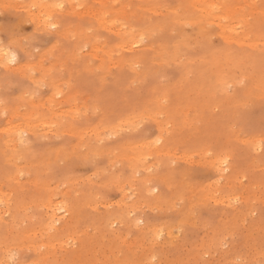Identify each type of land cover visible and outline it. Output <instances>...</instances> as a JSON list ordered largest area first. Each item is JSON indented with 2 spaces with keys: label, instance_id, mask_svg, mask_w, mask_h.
I'll return each mask as SVG.
<instances>
[{
  "label": "rangeland",
  "instance_id": "obj_1",
  "mask_svg": "<svg viewBox=\"0 0 264 264\" xmlns=\"http://www.w3.org/2000/svg\"><path fill=\"white\" fill-rule=\"evenodd\" d=\"M36 1L0 2V47L22 65L0 66V264H264V45L237 49L250 80L221 95L215 74L233 66L220 29L205 18L193 37L199 22L168 15L193 20L195 0ZM42 4L58 32L36 23ZM8 123L25 131L6 145Z\"/></svg>",
  "mask_w": 264,
  "mask_h": 264
},
{
  "label": "bare ground",
  "instance_id": "obj_2",
  "mask_svg": "<svg viewBox=\"0 0 264 264\" xmlns=\"http://www.w3.org/2000/svg\"><path fill=\"white\" fill-rule=\"evenodd\" d=\"M3 1L4 0H0V2H3ZM184 1H186V0H182L183 3H185ZM195 1H196V3H194L190 7L193 10L190 9L189 11L191 12V11H194V10L198 9L199 10V13L196 14V16L194 17L193 20H192L193 17L186 16V15L184 17H182L181 20H179V19L176 18V14L175 13H168V15L172 19H175V20H178V21H182L184 23L187 22L189 24L190 23L193 24V22H195V21L196 22H199L200 24H198L196 22L195 23L198 24V25H200V27L193 26L194 27V30L192 31L193 37H196V36H201L203 38L205 37L206 31L201 26L204 23V19L205 18L207 19V23H209L211 25H214V26H217L220 29V34H221L222 38L224 39V43H225L224 45L227 47V49H226L227 53H226V57H225L226 64H227V66H233V69L230 72H227V71L224 72L223 71V72H217L215 74V76H216L215 81L217 83H219L220 86H222L221 89L217 88V90L220 91L219 92L220 94L221 93L223 94V92H224V90H223L224 85L229 84V83H233V82L236 81V79H238L239 77L242 76L241 75V76H239L237 78V73L244 74L246 76L245 78L247 80H250V75H248L246 72H244L243 68H241L240 65H239V62L241 61L242 58L240 57L238 60L234 61L232 57L238 56L240 54L238 52V50L243 49V47H245V48L246 47H249V48H252V49H256V48H258V46L260 44L261 45H264V43H261V40H259V38H257V36L252 35V33H256L255 32V29H259L260 28V25L261 24L256 23V19L258 17H264V6H261V3H260V5L257 6L256 9H253L252 12H251V14H250V13H244L242 11V9H241V6H240L239 9H236V7H238V6L234 5V8L235 9L232 10V5L230 3H226V2L221 3V2H219L217 0H195ZM261 1H264V0H261ZM26 2H28V3H36L37 1L36 0H26ZM248 7H250V6H248ZM26 8L29 11V9H28L29 8V5H27ZM37 10H38V16H37L36 23L38 25L46 28L47 26L45 25V20H41V17L43 15L50 16L51 9L50 8H45L43 10V4H42L40 6V8H38ZM137 10L140 11V12H142V11H145L146 9H145V7H138ZM248 11H250V10H248ZM31 15H33V13ZM94 16H95V19L98 22L99 26L101 28L107 30L106 32L112 33V34H116V35H119L120 33H122V30L121 29H119V28L113 29L112 25L107 24V22L105 20H102L99 16L97 17L96 14H94ZM252 17L254 18V21H250ZM154 22L155 21H153V23L150 24V25L154 26L153 25ZM148 24H149V21H148ZM155 24H156V26L158 28V23L156 22ZM195 28H196V30H195ZM148 31H153V30L151 28ZM164 34H167V32H165ZM127 35L128 34L124 33L123 36H122L123 39L121 41L122 42L121 45L123 47L130 46L129 44H127V42L129 43V41H130V39L128 38ZM162 36H164V35H162ZM150 38H152V37H150ZM168 38H170V37H168ZM148 39H149V37H148ZM184 39L187 40L188 39V36H184ZM261 39L264 41V38H261ZM136 42H138V40H136V41H134V40L130 41L131 45H132V43H136ZM174 42H176L177 45L174 46L173 49L174 48H178L179 49L180 42H178V41H174ZM144 49H146V47H143L142 48L141 53H139L137 51H135V52L132 51V53H131L129 51V54L130 55L127 58L128 59H132V58H139V57L143 56L142 51H144ZM213 50H214V54H215V52L221 50V47H219V48H213ZM198 51H200V50L198 49ZM144 52H146V51H144ZM241 53H243V52H241ZM9 60H10V52H8L6 49L0 47V66H2L5 69L9 70V72L10 73L12 72V74L15 73V72H17V71L19 72V70L22 68L21 63L18 62L19 64H17L16 66H11L10 63H9ZM207 60H209V58ZM182 67H183V65H182ZM186 68H188V66ZM181 69H183V68H181ZM195 72L196 71H194V73ZM258 72L260 73V71H258ZM212 76L213 75H211V77ZM195 77H194V79H195ZM197 78H199L197 80V81H199L200 80L199 75H197ZM260 88L261 87H259L257 89H260ZM241 89L242 88H240V90ZM173 90L175 91V89H173ZM217 90L214 89V92L216 91L215 93H217ZM236 91H237V89H235V92ZM251 91H252V89H251ZM240 95H242V94H240ZM247 95L248 94H246L245 96H247ZM234 96H235L234 94H231V99L234 98ZM209 97H210V95H209ZM217 97H218V95H217ZM199 98L200 97H198L196 100L199 101L200 100ZM207 100L209 101V98H207ZM182 101H183V99H182ZM177 103H181V102L178 101ZM210 103H211V100H210ZM31 119H32L31 118V115L29 113H27L26 116H25V118H24V126H27V127L30 126L32 124ZM2 131H3L4 135L7 136V139H6L7 141H6L5 144L8 145V144H12V142L14 140V137H12V133H15V135H16L17 138H21V133H22V131H25V130L24 129H21L20 126H18V125H14L13 123H8V125L5 126ZM0 140L2 141L3 139L0 137ZM134 156H137V154L134 153ZM1 159H3L2 153H1ZM132 161L134 162V159L133 158H132ZM215 161H216L215 164L217 165V167H216L217 170H219L220 172L222 170H225V167L226 166L225 167L223 166V160L221 159L220 156ZM135 166H137V168H141V166H138V165H135ZM143 168H144V166H143ZM216 201H217V199L215 200V202ZM48 207H51L52 208V213L50 215V219H52L53 221L56 218H57L56 221L57 220H60L61 217H59V215H58V212H57L58 207L56 206V204H49ZM230 214L231 215H234L233 212H231ZM183 216H184V212H175L174 213V220H173V222H175V223H181V222H183L184 221Z\"/></svg>",
  "mask_w": 264,
  "mask_h": 264
},
{
  "label": "snow or ice",
  "instance_id": "obj_3",
  "mask_svg": "<svg viewBox=\"0 0 264 264\" xmlns=\"http://www.w3.org/2000/svg\"><path fill=\"white\" fill-rule=\"evenodd\" d=\"M35 7H36V6L33 5V8H35ZM57 7L63 8L64 6L61 4V5H57ZM44 20H45V25L47 26V30H48L49 32L55 33V32H58V31H59V26H58V24L55 22V18H54V17H52V16H46V17L44 18ZM32 23H35V22L33 21ZM13 35H14L15 37H19V36L23 35V30H21L20 32L13 33ZM41 38H42V37H38V36H36V35L33 33V34H31L29 37H25V38H24V41H23L22 47H24V48H28V47L31 46V45L29 44V42H28L29 39H31V40H36V39H41ZM15 61H16V54H15V53L10 54V60H9V63L11 64V63H13V62H15ZM223 163H224L225 166H226L227 161H224ZM225 170H227L226 167H225Z\"/></svg>",
  "mask_w": 264,
  "mask_h": 264
}]
</instances>
